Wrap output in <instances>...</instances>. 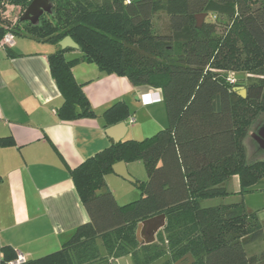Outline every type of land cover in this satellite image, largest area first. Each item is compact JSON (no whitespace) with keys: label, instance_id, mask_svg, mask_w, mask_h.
<instances>
[{"label":"trees","instance_id":"1","mask_svg":"<svg viewBox=\"0 0 264 264\" xmlns=\"http://www.w3.org/2000/svg\"><path fill=\"white\" fill-rule=\"evenodd\" d=\"M31 1L0 0V39L11 30L1 14L5 5L19 6L23 14ZM48 1L50 11L36 23L21 21L22 14L17 23L36 40L58 44L69 36L78 45V58L64 57L70 47L47 56L63 98L58 117L95 116L72 73L84 61L133 85L157 88L166 126L140 140L113 142L74 167L71 180L89 221L60 249L21 264H92L100 258V245L111 258L108 264L126 255L133 264H174L186 254L190 264H264V251L245 252L263 233L254 211L242 202L201 205L227 195L225 183L233 175L241 195L264 176V158L246 162L243 144L251 123L264 114V0ZM159 11L168 16L166 33L153 30L151 17ZM199 13L215 20L198 26ZM241 85L244 95L236 90ZM129 116L123 101L102 113L106 124ZM13 144L0 138L2 146ZM121 160H141L147 178L136 180L137 199L119 205L110 190H97ZM159 214L165 215L163 227L153 241L140 242L138 223ZM16 257L12 247L0 246V264Z\"/></svg>","mask_w":264,"mask_h":264},{"label":"crops","instance_id":"2","mask_svg":"<svg viewBox=\"0 0 264 264\" xmlns=\"http://www.w3.org/2000/svg\"><path fill=\"white\" fill-rule=\"evenodd\" d=\"M58 48L27 34L14 35L9 45L0 43V138L14 142L0 145V246L12 247L25 260L60 249L89 221L71 180L74 167L113 142L145 138L166 126L157 88L133 85L84 61L73 65L72 73L95 116L61 120L57 109L63 98L47 61ZM64 57L78 58L79 51L70 47ZM117 101L126 103L130 116L106 124L102 113ZM121 167L134 182L113 170L97 190H110L119 205L137 199L136 180H145L134 162Z\"/></svg>","mask_w":264,"mask_h":264},{"label":"rangeland","instance_id":"3","mask_svg":"<svg viewBox=\"0 0 264 264\" xmlns=\"http://www.w3.org/2000/svg\"><path fill=\"white\" fill-rule=\"evenodd\" d=\"M23 10L19 6H12V5H5L4 10L2 11V17H4L6 20H9V30L8 32L13 33L12 30H16L18 33L24 34V32L21 29V24L17 23L18 18L22 14ZM47 12H42L41 15L45 16ZM40 15V16H41ZM214 16L206 14V16L203 18V22H213ZM152 26L153 30L156 33H166L168 31V16L164 12H156L152 17ZM217 23V22H216ZM223 26L221 24L217 23V28L221 29ZM232 74V73H231ZM233 75V74H232ZM235 78L236 76L233 75ZM243 79L246 78V73H242L240 75ZM244 87L237 86L236 90L239 94H242V90ZM164 106V105H163ZM264 125V114H259L257 118L251 123V125L248 128V133L243 139V144L245 147V153H246V162H251L254 161L255 159H262L264 158V151L258 152L255 149L256 143L253 141V135L258 133V129L261 128V126ZM137 135V134H136ZM140 137L137 138L138 140L143 139L141 136H136ZM134 162L138 175L139 177H143L140 179H146L147 174L145 171L144 164L141 160H135L132 161ZM125 184H130V183H125ZM134 186V185H132ZM137 187V185L135 184ZM226 190H227V195L224 197H214L211 199H206L203 200L201 205L202 206H211L215 205L217 203H239L242 202L244 207L247 210L254 211L256 213L257 219L259 223L262 225L263 233L262 237L245 246V252L247 256L251 255H258L262 251H264V176L260 177L253 185H251L248 188V191L245 192L244 194H240L239 191V182H238V177L236 175H233L229 177V179L226 182ZM138 193L139 189L137 188ZM145 236L143 234V231H140L138 233V239L140 242L144 240ZM100 249V258L97 259L95 262L92 264H108V261L110 262L111 258L105 256V252L101 245L99 246ZM186 260L183 262H179L178 264H185Z\"/></svg>","mask_w":264,"mask_h":264},{"label":"water","instance_id":"4","mask_svg":"<svg viewBox=\"0 0 264 264\" xmlns=\"http://www.w3.org/2000/svg\"><path fill=\"white\" fill-rule=\"evenodd\" d=\"M51 8V4L48 0H32L22 16L20 17L21 21L28 20L31 23H36L38 21L39 16L42 12H49ZM206 16V13H199L195 15L196 23L198 26L202 24L203 18ZM58 45L60 48L72 47L78 49V45L72 40L71 37L65 36L62 38ZM245 94V89L242 90V94ZM255 140L259 144L260 147L264 148V126H262L258 133L254 135ZM124 161H118L112 165V169L123 179L134 182L135 180L130 176L127 170L123 169L121 166ZM165 222V215L159 214L153 217L146 219L143 222L138 223L136 229V235L138 237V233L142 231L144 227H146V233L149 235V239H145V242L153 241L155 233L161 229ZM139 240V239H138ZM187 258V262L185 264H190L192 262V257L190 254H186L181 259L177 260L174 264H178L183 259ZM111 264H133L130 255L119 257L111 262Z\"/></svg>","mask_w":264,"mask_h":264},{"label":"built area","instance_id":"5","mask_svg":"<svg viewBox=\"0 0 264 264\" xmlns=\"http://www.w3.org/2000/svg\"><path fill=\"white\" fill-rule=\"evenodd\" d=\"M14 34L11 32L5 33L0 43L3 45H9L13 41ZM227 80L229 82H234V77L232 75H228ZM133 120L131 119V122ZM24 257L22 255H18L14 261H11L10 264H21L24 261Z\"/></svg>","mask_w":264,"mask_h":264},{"label":"flooded vegetation","instance_id":"6","mask_svg":"<svg viewBox=\"0 0 264 264\" xmlns=\"http://www.w3.org/2000/svg\"><path fill=\"white\" fill-rule=\"evenodd\" d=\"M259 129H260V128H259ZM259 129H258V130H259ZM143 234H144L145 238H146L147 236L149 237V235L146 233V227L143 228ZM145 238H144V240H145ZM184 260H186V258L183 259L182 261H180V263L183 262ZM186 262H187V260H186ZM186 262H185V263H186Z\"/></svg>","mask_w":264,"mask_h":264}]
</instances>
